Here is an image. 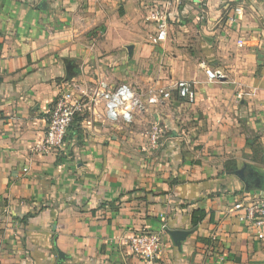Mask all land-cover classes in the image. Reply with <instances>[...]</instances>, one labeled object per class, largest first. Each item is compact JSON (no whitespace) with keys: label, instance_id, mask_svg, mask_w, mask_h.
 Segmentation results:
<instances>
[{"label":"crops","instance_id":"crops-1","mask_svg":"<svg viewBox=\"0 0 264 264\" xmlns=\"http://www.w3.org/2000/svg\"><path fill=\"white\" fill-rule=\"evenodd\" d=\"M156 2L0 0V264H264V226L249 219L264 203V163L251 146L257 136L264 149V0H187L165 39L149 18ZM104 44L132 45L110 77ZM181 79L193 81V102L173 94L129 124L90 104L93 131L87 125L56 151L32 150L69 82L89 92L100 81L144 89ZM142 121V131L118 132ZM241 168L259 184L247 190L234 174ZM196 208L212 216L191 230ZM174 229L189 232L180 248ZM142 230L161 234L151 263L129 248Z\"/></svg>","mask_w":264,"mask_h":264},{"label":"built area","instance_id":"built-area-1","mask_svg":"<svg viewBox=\"0 0 264 264\" xmlns=\"http://www.w3.org/2000/svg\"><path fill=\"white\" fill-rule=\"evenodd\" d=\"M186 1L159 0V2L154 3L149 18L156 24L159 39L167 37L171 17H177L178 9ZM240 11V7L234 9L235 13L239 14ZM228 19L232 20L233 15H228ZM213 73L216 77L221 76L219 70H214ZM173 94L177 98L193 102L196 94L193 81L181 79L170 84L151 85L144 89H138L127 83L110 85L100 81L89 92L88 90H81L78 96H74L73 93L65 90L53 100L52 106L46 113V128L43 137L35 143L32 150L49 153L61 149L66 141L68 128L75 116L84 109L89 111L90 104L94 106L102 102L105 120L111 123L129 124L136 114L144 111L148 106L171 100ZM95 114L99 117L97 113ZM158 138V130L154 129L150 135V140L156 144ZM249 219L256 227L264 226V203L249 212ZM128 239L131 253L148 263L153 262L162 250V238L158 232L136 231Z\"/></svg>","mask_w":264,"mask_h":264},{"label":"rangeland","instance_id":"rangeland-1","mask_svg":"<svg viewBox=\"0 0 264 264\" xmlns=\"http://www.w3.org/2000/svg\"><path fill=\"white\" fill-rule=\"evenodd\" d=\"M171 23V22H170ZM103 54H104V59L103 61L101 62V64L103 65L102 69L103 70H108V73H107V76L110 77L111 72H114L116 69L115 67H117L119 65V61H120V57L119 58H116V56H121V60L126 58V52L127 50L125 48H119L118 46H113L112 45H103ZM112 53V54H110ZM126 63V62H124ZM89 62H87L86 64V67H81V70H84V72L86 74H88L89 76V79L91 78V73H89L88 70H90V67H89ZM158 64V62L154 61L152 59L149 60V62H147L145 65L142 64V67H143V71L141 72H145L146 75H149V74H152V70L156 68V65ZM76 70H78V72L80 71V67L78 65H76ZM129 69H130V66H129ZM119 70V69H117ZM128 70V69H127ZM127 70L125 72H127ZM106 72V71H105ZM67 73H66V76H65V80H69L70 77H67ZM113 77H118L116 75H114ZM89 81V80H88ZM77 84V85H73V84ZM85 82H80L79 80H74L72 82H69L67 85H65V89L67 91H70L71 93H73L74 96H78L79 93H81V88L79 87V85H82L84 84ZM98 83V82H97ZM79 84V85H78ZM116 84H119V83H116ZM90 85V83H89ZM95 85L92 84V87L94 88ZM151 86V85H150ZM149 87V86H147ZM64 91H61L60 93H62ZM75 118H79L78 122L77 123H80V134H85V130H86V126H87V129H89L88 127H90V129L93 131L94 129V126L97 122H99V119L94 116V115H91V113H89L87 110L84 109V111L80 112L77 116H75ZM144 123L143 121L141 123H136V124H133V126H128V127H119L118 128V132L121 134V133H126L127 131H131V130H136V131H142L143 130V127L142 126ZM151 129V128H150ZM69 135H71V129L67 132V136L66 137H69ZM87 135V134H85ZM123 135V134H122ZM135 256V255H134ZM140 260V259H139Z\"/></svg>","mask_w":264,"mask_h":264},{"label":"trees","instance_id":"trees-1","mask_svg":"<svg viewBox=\"0 0 264 264\" xmlns=\"http://www.w3.org/2000/svg\"><path fill=\"white\" fill-rule=\"evenodd\" d=\"M79 120V118H75L72 122V124L70 125V127L68 128V131L71 129V135L70 136H76L80 133V123H77ZM67 131V132H68ZM67 136V134H66ZM74 136V138H75ZM67 138V137H66ZM251 146H252V151L254 154V157L261 163H264V149L262 147V144L259 142V139L257 138V136H255L252 139L251 142ZM200 200V198L194 200V201H190L187 203H183L182 205L187 206L188 204L191 203H195L196 201ZM210 213V216H212V212L209 210H206L205 208H196L191 212V216H190V228L191 230H194L197 225L203 220V218ZM34 215V212H28L25 215H23L22 217H20L18 220L22 223L27 222L32 216Z\"/></svg>","mask_w":264,"mask_h":264},{"label":"water","instance_id":"water-1","mask_svg":"<svg viewBox=\"0 0 264 264\" xmlns=\"http://www.w3.org/2000/svg\"><path fill=\"white\" fill-rule=\"evenodd\" d=\"M127 51H128V54L129 56L131 55L132 53V45H129L127 46ZM66 66H67V69L68 71L72 70V68L75 67V64L74 63H71L70 61L66 62ZM67 71V74L68 76L71 78L74 74L71 73V75H69V72ZM234 174H236L238 177H240L242 180H244V183L246 185V189L248 190L249 187H251L252 185L256 184L258 185L259 182H260V179L259 177L255 176L253 179H251L250 181L246 180L245 178V173H244V168H241V169H237L236 171H234ZM255 173H252V175H254ZM189 232L186 231V230H177V229H174V230H171L169 232L174 244L180 248L181 246V242L185 239V237L187 236ZM66 258V254H64L62 251L58 250L57 249V261L58 262H61L63 261L64 259Z\"/></svg>","mask_w":264,"mask_h":264},{"label":"flooded vegetation","instance_id":"flooded-vegetation-1","mask_svg":"<svg viewBox=\"0 0 264 264\" xmlns=\"http://www.w3.org/2000/svg\"><path fill=\"white\" fill-rule=\"evenodd\" d=\"M251 178L252 177L249 174H246V179H249V181H250Z\"/></svg>","mask_w":264,"mask_h":264}]
</instances>
